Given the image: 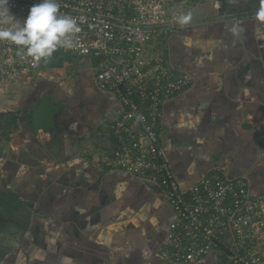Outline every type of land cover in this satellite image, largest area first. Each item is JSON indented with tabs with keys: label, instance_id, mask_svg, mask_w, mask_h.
<instances>
[{
	"label": "crops",
	"instance_id": "obj_1",
	"mask_svg": "<svg viewBox=\"0 0 264 264\" xmlns=\"http://www.w3.org/2000/svg\"><path fill=\"white\" fill-rule=\"evenodd\" d=\"M244 2L191 12L165 43L192 79L158 125L185 190L220 170L264 193V18ZM94 75L89 58L55 57L0 94V113L19 112L0 130V264H179L158 255L174 216L161 186L111 166L118 103Z\"/></svg>",
	"mask_w": 264,
	"mask_h": 264
},
{
	"label": "built area",
	"instance_id": "obj_2",
	"mask_svg": "<svg viewBox=\"0 0 264 264\" xmlns=\"http://www.w3.org/2000/svg\"><path fill=\"white\" fill-rule=\"evenodd\" d=\"M168 0H56L58 15L73 18L79 32L74 47L58 46L92 60L96 86L117 101L109 125L116 141L111 166L157 182L174 216L160 258L179 264H264V193L212 170L190 189L178 183L158 128L167 99L185 92L192 79L166 53V41L179 28L180 13ZM41 0H8L9 23L23 26ZM36 61L26 48L0 40V94L35 76L55 57Z\"/></svg>",
	"mask_w": 264,
	"mask_h": 264
},
{
	"label": "clouds",
	"instance_id": "obj_3",
	"mask_svg": "<svg viewBox=\"0 0 264 264\" xmlns=\"http://www.w3.org/2000/svg\"><path fill=\"white\" fill-rule=\"evenodd\" d=\"M7 5L8 0H0V22L3 23H9L11 15ZM58 11L56 0H41L31 7L23 26L17 23L11 28L0 29V40L26 48L27 55L36 61L51 57L58 46L72 48L74 43L69 36L79 32V27L73 18L58 15ZM257 16L264 18V3ZM190 18L191 14L182 16L179 22L185 24Z\"/></svg>",
	"mask_w": 264,
	"mask_h": 264
},
{
	"label": "rangeland",
	"instance_id": "obj_4",
	"mask_svg": "<svg viewBox=\"0 0 264 264\" xmlns=\"http://www.w3.org/2000/svg\"><path fill=\"white\" fill-rule=\"evenodd\" d=\"M249 1L251 2V0H246L247 3H249ZM233 2L234 0H168L167 6H168V11L170 13L178 12L180 13V17H182V16H187L189 12L190 14L191 12L195 13L196 10L206 11L207 5H209V8L210 7L213 8L214 6L216 9H218L216 11H219V13H223V11H226L228 8H230ZM236 2L238 3L237 6H235L236 8L239 7L241 9V8L247 7V6L241 7V5L245 3L244 0H236ZM256 3H258V5H261V3H264V0H256ZM179 25H182V24L179 22ZM9 102L13 103L14 100L10 99Z\"/></svg>",
	"mask_w": 264,
	"mask_h": 264
},
{
	"label": "trees",
	"instance_id": "obj_5",
	"mask_svg": "<svg viewBox=\"0 0 264 264\" xmlns=\"http://www.w3.org/2000/svg\"><path fill=\"white\" fill-rule=\"evenodd\" d=\"M231 13L232 14H235V15H239V14H247V13H241V12H238V10L236 9V7H231ZM66 55H70V53L68 52H61L60 50L56 51V54H55V57H65ZM54 57V58H55ZM60 60V59H59ZM51 62V61H50ZM53 65H56V66H62V63H61V60L60 61H57L55 63H52ZM18 119H19V112H6V113H0V130L1 129H11L13 127H15L18 123ZM234 181L236 182H244L246 183L245 181L239 179V178H234ZM157 183V182H156ZM6 198V197H5ZM5 198L3 199V204L1 205L0 207V221L3 219V217L7 214V212H3V209H5ZM162 259V258H161ZM170 262V261H169ZM174 263V262H173ZM196 264V263H195ZM198 264H209V263H198Z\"/></svg>",
	"mask_w": 264,
	"mask_h": 264
},
{
	"label": "water",
	"instance_id": "obj_6",
	"mask_svg": "<svg viewBox=\"0 0 264 264\" xmlns=\"http://www.w3.org/2000/svg\"><path fill=\"white\" fill-rule=\"evenodd\" d=\"M6 188V185L4 183V180L0 176V207L3 204V199L6 197L4 195V189Z\"/></svg>",
	"mask_w": 264,
	"mask_h": 264
}]
</instances>
